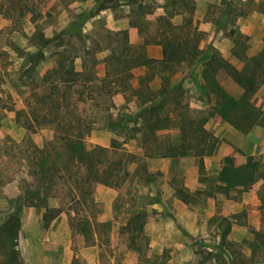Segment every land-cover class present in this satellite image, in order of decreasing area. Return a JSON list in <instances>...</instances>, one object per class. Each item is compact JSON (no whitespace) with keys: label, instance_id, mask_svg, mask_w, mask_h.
Instances as JSON below:
<instances>
[{"label":"rangeland","instance_id":"rangeland-1","mask_svg":"<svg viewBox=\"0 0 264 264\" xmlns=\"http://www.w3.org/2000/svg\"><path fill=\"white\" fill-rule=\"evenodd\" d=\"M99 2L0 0V264H6L12 248L22 264H34L35 257L48 261L41 264H264V230L247 231L235 241L238 232L231 227L235 220L246 225L245 210L212 213L208 196L220 190L213 178L199 173L214 150L197 155L192 144L181 142L178 124L181 116H198L214 136L217 125L209 117L221 108L240 129L264 126V105L251 102L255 92L244 91L221 68L205 67L215 53L237 69H254L258 79L264 76V0H135L142 8L119 6L127 0H103L112 5L121 27L126 16L142 14L137 39L125 29H108L113 24L97 10ZM158 28L187 39L192 55L179 65L153 61L139 66L144 58L160 59L161 46L152 42ZM41 35L50 41L43 43ZM57 52L66 60L74 57L77 68L83 65L98 76L107 72L103 93L91 94L93 103L81 86H70L58 100H88L71 107L69 117L79 118L87 147L113 143L117 148L109 149L111 158L123 164L120 185L93 184L75 217L67 187L56 185L53 175L44 194L38 174L67 160L70 150L57 145L52 127L41 118L32 120L30 111L52 98L42 77L54 74ZM215 84L233 101L220 100ZM153 104L168 122L148 131L144 110ZM47 142L52 158L40 151ZM165 147L173 155L156 156ZM188 168L197 173L186 175ZM18 204L19 230L48 231L51 226L50 240L63 246L36 238L22 256L18 236L12 241L6 233ZM229 206L223 203L227 211ZM135 212L145 213V223L130 245L126 224ZM80 216L88 219L91 244L76 231ZM217 247L223 250L220 258Z\"/></svg>","mask_w":264,"mask_h":264},{"label":"trees","instance_id":"trees-1","mask_svg":"<svg viewBox=\"0 0 264 264\" xmlns=\"http://www.w3.org/2000/svg\"><path fill=\"white\" fill-rule=\"evenodd\" d=\"M73 0H71L72 2ZM97 5V10L101 11L105 8L112 7L105 6L103 0ZM129 7L142 8L141 4L135 3V0H127L124 2ZM138 15L136 17L129 16L128 25L136 27L139 32H142V27L138 22ZM106 33L112 34L110 30H105ZM157 36L153 37L152 42L161 46V58L160 59H147L144 58V63L139 66L145 65V62L157 61L162 64L168 65H179L186 61L188 56L192 55V45L189 44L187 39H179L177 37L170 36L165 29H157ZM43 43H47L50 40L45 36L41 35ZM87 38V36H86ZM151 41V40H150ZM149 42V38L146 36L143 39V43ZM77 58V57H76ZM55 72L53 75H44V85H46L47 93L52 96L48 101H44L40 107L31 106V117L32 120L38 122L39 119L44 122L45 125H50L54 132V141L61 148L69 149L70 155L67 160L56 163L55 166H47L38 173L40 182L44 194H46L45 188L47 183L51 180L54 175L57 178L56 185H65L68 189V199L70 207L74 212V217L79 213V207L87 200L89 192L91 191L92 185L100 183L109 187H117L122 181L120 171L122 167L121 160H114L111 158L109 149L112 147L117 148L113 143L109 147L96 144L94 146L87 147L82 138L81 122L77 117H69L72 114L71 107H77L78 104H85L88 100L78 97L71 101L58 100V94H61L67 90L70 86H81L87 89L89 98L92 103L96 100V97L92 96V93L101 94L103 86L106 84L107 72L105 71L102 76H98L97 72H90L83 65H79L77 68L75 58L71 57L66 60L64 56L58 52L55 54ZM206 69L211 68L214 71L221 68L226 74L231 77L244 91L252 94L260 85L264 82V76L258 79L255 70L250 71L249 69H237L232 66L229 62L223 60L215 53H210L208 56L207 63L205 64ZM216 85V84H215ZM216 92L220 96V100L233 101L232 96H229L224 89L219 85H216ZM78 93V90H76ZM83 91H79L82 95ZM104 105V102L102 103ZM250 105V104H247ZM157 104L148 106L144 111L148 114V121L146 129L152 131L153 128L160 125H164L168 122L167 117H161L157 115ZM217 113L227 120L226 114L220 110ZM98 119H94L91 122H96ZM179 131L181 142L192 144L195 148L197 155H210L215 147V137L204 127L205 120L198 116L187 117L181 116L178 120ZM246 129V128H245ZM147 140H142L145 145ZM51 142H47L45 148L40 149L41 152L50 154L49 149ZM146 148V147H145ZM148 148H146L147 150ZM169 147L163 148L156 156L165 157L173 155L169 152ZM147 156H154L151 152L146 153ZM115 161V162H114ZM114 167H111V166ZM256 169L255 163L248 161L243 168H232L226 167L222 171L220 179H222L228 186H234L238 184L244 185L246 181L252 179L254 171ZM54 171V172H52ZM37 175L35 171L32 172ZM21 211V205L15 206V219L12 223H8L6 230L7 235L13 241L17 237L19 228V213ZM58 213V212H57ZM57 213L52 215L55 216ZM145 223V213L135 212L127 220L126 227L128 229V239L130 245H134L136 238L141 236L143 226ZM76 231L84 237V240L88 243H92L91 229L89 226L88 219L85 216L77 218ZM218 251L215 254L217 258H220L223 254V250L217 247ZM6 264H22L20 262L19 254L13 248L9 251L7 256Z\"/></svg>","mask_w":264,"mask_h":264},{"label":"crops","instance_id":"crops-1","mask_svg":"<svg viewBox=\"0 0 264 264\" xmlns=\"http://www.w3.org/2000/svg\"><path fill=\"white\" fill-rule=\"evenodd\" d=\"M119 6L126 7L127 5L124 6L121 4ZM99 12H106L108 23L113 24V26L108 24V29H125L137 39L138 29L128 25V16H126L127 19L122 20L125 22V25L121 27L117 25L118 19H116V16L113 14L112 7L105 8ZM148 57L152 56L148 55ZM155 57L158 58L157 56ZM254 99H256L254 105H264V82L255 91L253 100H251L252 103ZM209 118H212V120L214 119L216 122L217 131L214 132V136L218 140L212 155L204 158L203 166L200 167L202 171L199 174L204 178H213L214 186L220 190L218 193L208 196V198H210L209 200H212L209 201L212 213H216V215L217 213H225L226 215L229 213H240L245 210L242 217L246 219V225L240 222L238 223L235 220L231 227L232 231L238 232V238H235V241H241L243 239V233L247 231L256 232L264 230V126L254 123L246 129H240L233 126L226 119H223L217 111L210 115ZM207 123L208 122L206 121L204 127L208 130ZM248 161L257 163L258 171H254L252 179L246 181L244 185L238 184L228 186L222 179H220L224 168H243ZM186 172V175L189 176L197 173L194 168H188ZM223 203L230 205L229 211L223 207ZM24 215L26 214L24 213ZM23 221L24 217H22V222ZM51 225H53V223ZM50 235L51 226L48 231L42 228H38L37 231H34V229L31 228H21L20 230L18 228V250L20 251V254L24 256V253L28 252L26 244L31 246L32 240H36V238L37 240L44 238L45 241L50 242L51 245L56 247L63 246L62 243L56 244L54 241H51L49 237ZM247 242L250 244L253 242V239L250 238ZM244 252L248 257L251 255L249 249ZM32 262L34 264H41L48 261L35 257L32 259Z\"/></svg>","mask_w":264,"mask_h":264}]
</instances>
